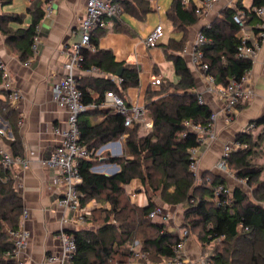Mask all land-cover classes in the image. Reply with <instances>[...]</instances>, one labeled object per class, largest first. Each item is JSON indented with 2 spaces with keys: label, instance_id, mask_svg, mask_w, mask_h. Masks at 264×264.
<instances>
[{
  "label": "trees",
  "instance_id": "1",
  "mask_svg": "<svg viewBox=\"0 0 264 264\" xmlns=\"http://www.w3.org/2000/svg\"><path fill=\"white\" fill-rule=\"evenodd\" d=\"M9 2L11 0H0L1 4ZM121 3L123 11L137 19H143L152 10L149 0H122ZM42 5L43 0H30L31 22L25 27L9 25L10 22L21 24L22 14H0V32L21 61L33 55L35 25L44 13ZM262 5L264 0H250L249 5L236 0L233 6L221 9L209 25L200 28L207 38L202 47L203 60L216 85H224L230 78L238 79L251 69L252 59L236 57L239 27L232 15L236 10H246L245 23L255 25L260 18L249 9ZM195 7L192 0L186 7L181 0H171L166 9L173 29L182 32L181 38L170 37L161 44L178 79L175 82L160 80L157 89H146L143 104L151 123L145 135H138L140 123L125 126L124 117L119 113L88 108L79 116L80 140L88 148H97L122 135L125 139L121 155L79 160L81 181L77 188L81 193V207L89 201L101 202L103 206L86 209L83 225L67 230L73 233L76 242L75 264H126L135 258L130 250L134 240L139 241V250L148 258V261L135 258L138 264H162L163 257L173 255L172 246L178 236L169 231L163 221L148 217L154 195L167 206H182L180 227L187 229L201 253H207L206 264H264V206L261 204L264 166L254 164L251 159L257 146L264 148V116L250 121L261 124L256 135L245 131L235 135L234 139L246 146L231 151L227 159L228 169L235 177L244 178L250 191L238 185L229 190L228 181L210 170L197 180L189 166L188 149L198 146L199 142L196 134L188 130L186 121L206 124L211 114L208 104L198 101L191 67L181 54L188 27L198 19ZM113 27L116 31L128 30L121 20ZM105 32L95 30L91 37L94 50H82V67L97 66L106 74H115L120 68V85L103 75L83 76L84 83L80 84L77 79V85L86 103L100 99L107 90H113L128 102L124 92L139 84V69L135 64L115 59L111 50L98 47V38ZM95 115L102 117L95 121ZM0 116L7 121L10 132V137H3L2 142L12 155H24L17 125L19 114L10 107L8 93L2 88ZM106 160L119 167L112 176L90 170L96 162ZM133 179L140 181L147 197L145 204L132 201L126 190L125 185ZM219 186L217 203L213 197ZM22 207L14 179L8 168L0 165V264H15L8 255L12 249L8 230L18 227Z\"/></svg>",
  "mask_w": 264,
  "mask_h": 264
},
{
  "label": "crops",
  "instance_id": "2",
  "mask_svg": "<svg viewBox=\"0 0 264 264\" xmlns=\"http://www.w3.org/2000/svg\"><path fill=\"white\" fill-rule=\"evenodd\" d=\"M85 1L57 0L52 4L49 16L42 18L39 23L33 55L26 61H21L17 53L9 48L5 43V36L0 32V59L6 62L11 71L12 80L22 92V100L18 103L16 111L19 115H23L24 120L21 125H18V131L22 137L24 154L30 160L26 168L16 164L8 168L14 179V187L22 197L23 206L29 212V217L24 223V227L29 231V237L21 253L23 264H58L48 261L46 257L59 250V230H74L83 225L60 222L63 212L56 204L60 187L52 184L53 171L45 167L42 160L48 156L56 144L53 127L63 123L66 117L64 110L53 100L51 89L53 83L64 73L63 65L72 54L73 43L78 39L75 29L77 30L79 20L84 15ZM149 1L152 10L157 12L159 20L158 18L153 19L154 21L149 20L148 16L143 19L133 16L128 18V15L121 14L116 22L121 20L128 27L127 32L116 31L112 27L105 30L106 32L98 38L99 48L111 50L115 59L127 64H135L139 69V84L129 87L124 93L128 101L141 104L144 103L145 91L148 87L152 89L159 87L155 84L154 77L165 82H175L178 79L173 63L165 57L161 44L166 43L170 37L179 39L182 36L181 31H175L172 27V35L166 39H162L164 37L162 36L156 46L146 47L143 44L142 39L159 21H162V10L166 13L170 5L167 4L169 0L167 2L166 0ZM192 1L196 5V0ZM235 1L214 0L212 6L198 15L196 22L188 27L185 45L190 44L200 28L209 25L219 15L221 9L234 5ZM242 2L244 5H249L250 0H242ZM29 5L30 0H11L6 4L0 3V14H22L21 24L10 22L9 25L13 28L25 27L31 22ZM184 57L188 63L187 56ZM189 66L194 76V91L202 96L211 111H219L214 122L216 138L210 143L205 142L199 146L197 176L200 177L205 171L210 170L221 174L231 184L232 179L235 178L233 173L218 169L216 162L224 143L232 141L251 120L264 116V40L256 53L251 69L246 73V84L252 89V94L240 103V107L229 122L224 120V115L220 111L221 103L208 89L202 72L194 69L190 64ZM89 75L92 74L80 72L77 77L78 82L83 84L85 81L83 76ZM0 127L5 129L8 127L7 121L1 116ZM7 133L10 135L9 130ZM125 187L132 201L138 204L147 202L139 179L131 180ZM157 197L156 195L152 197L154 203ZM94 204H96L94 201L90 202V205ZM167 208L175 213V222H167L168 230L175 234L180 227H176V224L180 222L181 209L178 205ZM169 219L173 217L167 220ZM160 220L159 218L157 222ZM184 250L189 258L188 264H200L202 254L192 236L185 242Z\"/></svg>",
  "mask_w": 264,
  "mask_h": 264
},
{
  "label": "built area",
  "instance_id": "3",
  "mask_svg": "<svg viewBox=\"0 0 264 264\" xmlns=\"http://www.w3.org/2000/svg\"><path fill=\"white\" fill-rule=\"evenodd\" d=\"M57 0H43V17L49 16L52 11V4ZM214 0H196L195 13L200 15L204 10L210 8ZM122 0H86L85 12L80 18L77 30L78 39L72 45V54L63 65L64 73L52 85V98L56 104L64 110L66 117L61 124L53 127V134L56 137V144L48 156L44 157L42 162L45 167L53 171L51 182L53 185L60 187L59 196L57 197V207L63 212L61 223H84V214L86 209L92 208L87 202L84 208L81 207L80 195L77 186L81 181L79 174V160L90 159L99 156L103 149H108L109 156H118L121 154V144L119 140H110L102 144L98 148H88L80 140L79 116L88 108H99L110 112H115L123 115V124L131 126L133 123H144V126L150 128V123H145L146 108L144 104L137 102L126 101L120 94L113 90H107L103 96L98 100L91 102L83 101V93L77 85V77L80 72L92 75H103L114 81L117 86L120 85L122 78L115 74H106L97 66H90L88 68L82 67L83 64V49L94 50L91 42L95 30L111 29L116 20L123 12ZM189 0H181V4L185 7ZM233 6V5H232ZM260 21L253 24H246L245 19L248 16L246 10H236L232 15L234 22L238 25L239 31L237 37L239 44L236 49V57L249 58L252 62L260 48L261 42L264 40V5L254 6L249 9ZM41 18V19H42ZM35 25V32L39 28V23ZM164 34L162 23L159 21L152 30L142 39L146 47H154ZM37 35L34 36V41ZM207 38L199 30L193 41L184 45L181 50L183 56H187L188 63L196 70L201 71L205 81L208 84V89L214 93L217 100L221 103V112L224 115V120L229 122L233 119L237 106L251 96L252 89L246 84V74L240 78H230L224 85H216L213 76L207 72L208 64L203 60L202 47L206 43ZM34 48V43H33ZM154 80L155 77H154ZM0 88L8 93V100L10 107L15 110L18 103L22 100V92L14 83L11 77V71L2 59H0ZM198 101L204 102L202 96L198 95ZM219 111H211L209 121L206 124L192 123L186 121L188 130L196 134V139L199 142L198 146H192L188 149L189 152V166L191 171L196 176L197 180V166L199 157V146L201 144L210 143L216 138L214 129V122L218 117ZM24 120L23 115H19L17 125H21ZM255 126L254 122H249L243 131L250 132ZM251 133V132H250ZM185 133H182L184 135ZM3 137H10L7 129L0 127V165L3 168H9L16 164L22 168L29 165V158L27 155H12L10 150L2 142ZM246 144L233 139L230 142L223 144L220 157L216 162V167L220 170L228 171L227 159L233 150L245 147ZM110 163L102 162L99 165H92L90 170L96 172H104ZM114 166V165H113ZM108 171V170H107ZM230 172V170H229ZM232 173V172H231ZM240 183H245L244 178L236 179ZM221 186L214 191V201L218 203V196L220 194ZM132 195V194H131ZM264 206V201L261 202ZM92 206V207H91ZM163 205L154 203L153 208L148 213V217L155 218L157 216L163 219L171 218L172 212L166 209ZM29 217L28 209L23 206L19 216L18 227L16 229L8 230V235L12 241V249L8 255L14 260L15 264H23L21 253L27 245L29 231L24 227L25 221ZM179 227V226H178ZM175 233L178 236V241L172 246L173 255L170 257H163L162 264H188L189 258L184 250L185 242L190 237L187 229L179 227ZM59 250L57 252L47 255L48 261L57 262L58 264H75L76 242L73 233L67 230H59ZM130 250L135 258H143L148 261L144 253L139 250V241L134 240L130 245ZM135 258L126 264H138ZM200 264H206L205 259L200 260Z\"/></svg>",
  "mask_w": 264,
  "mask_h": 264
},
{
  "label": "rangeland",
  "instance_id": "4",
  "mask_svg": "<svg viewBox=\"0 0 264 264\" xmlns=\"http://www.w3.org/2000/svg\"><path fill=\"white\" fill-rule=\"evenodd\" d=\"M168 0H166V2H167ZM167 4H170V0L168 1V3ZM122 14H123V16H126V15H128V18L129 17H131L132 15L131 14H129V13H127V12H122ZM161 15H162V21H160V22H162V25H163V29H164V37L162 38V39H166V38H168V36H170V35H172V26H171V22L165 17V10H162V12H161ZM146 16H148V19L149 20H157V18H158V15H157V12L156 11H154V10H150L148 13H147V15ZM160 18V19H161ZM153 20V21H154ZM158 20H159V18H158ZM159 81H160V79L158 78H156V80H155V84H159ZM141 104V103H140ZM95 121H98V120H100V115H95ZM151 123V121H150V118H149V116H146V119H145V123ZM260 128H261V125H257L256 126V128L254 127L250 132H251V134L252 135H256L258 132H259V130H260ZM148 130H149V127H146V125L144 126V123H141L140 124V127H139V129H138V135H145L147 132H148ZM124 139H125V135H122V136H120L118 139H115V140H119L120 141V144H121V154H122V147H123V141H124ZM104 144V143H103ZM102 145V144H101ZM100 145V146H101ZM99 146V147H100ZM98 148V147H97ZM120 154V155H121ZM100 156H102V157H108L109 156V151H108V149H103L102 150V152H101V154H100ZM252 159V162L254 163V164H256V165H261V166H264V148L261 146V145H259V146H257L256 147V149H255V153H254V155H253V157L251 158ZM103 161H98V162H96L94 165H99V164H101ZM105 163H110V165H108L106 168H104L103 169V171L104 172H109V170L110 169H112L113 168V163H111V162H108L107 160L105 161ZM108 170V171H107ZM236 179H238L237 177H235V178H233L232 179V183L231 184H229L228 183V188H229V190L232 188V187H234V186H236V185H238V186H241L243 189H245V190H248V191H250V188L247 186V184H246V182L245 183H240V182H238ZM155 196V195H154ZM156 196H158V195H156ZM156 204H158V205H163V206H165V207H168L166 204H164L163 202H162V200L159 198V196L156 198ZM160 202H162V203H160ZM96 203V206H103V204L101 203V202H98V201H96L95 202ZM167 210H168V208H166ZM180 209L182 210V206H180ZM172 217H173V219H169V220H167L168 218H166V219H163V218H161L160 216H158L161 220L160 221H163L167 226H168V224H167V222H169V221H172L173 223L175 222L174 221V219H175V213H174V211H172ZM179 216H180V222L178 223V224H176V227H178V226H180V224H181V212L179 213ZM158 217H155L154 219L156 220V221H158ZM178 218V217H177ZM194 239V238H193ZM196 242V241H195ZM213 245H214V243H213ZM210 250H208V252H209ZM202 255H201V259H203L205 256H206V254L207 253H201Z\"/></svg>",
  "mask_w": 264,
  "mask_h": 264
},
{
  "label": "water",
  "instance_id": "5",
  "mask_svg": "<svg viewBox=\"0 0 264 264\" xmlns=\"http://www.w3.org/2000/svg\"><path fill=\"white\" fill-rule=\"evenodd\" d=\"M116 75H120V68L116 71ZM113 168L112 169H110L109 170V172H101V173H103L104 175H106V176H112L113 174H115L117 171H118V165L117 164H115V163H113Z\"/></svg>",
  "mask_w": 264,
  "mask_h": 264
}]
</instances>
